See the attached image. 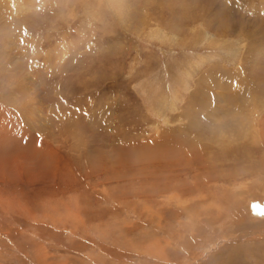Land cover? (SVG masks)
<instances>
[{
  "label": "rangeland",
  "instance_id": "rangeland-1",
  "mask_svg": "<svg viewBox=\"0 0 264 264\" xmlns=\"http://www.w3.org/2000/svg\"><path fill=\"white\" fill-rule=\"evenodd\" d=\"M229 258L264 264V0H0V264Z\"/></svg>",
  "mask_w": 264,
  "mask_h": 264
},
{
  "label": "bare ground",
  "instance_id": "bare-ground-1",
  "mask_svg": "<svg viewBox=\"0 0 264 264\" xmlns=\"http://www.w3.org/2000/svg\"><path fill=\"white\" fill-rule=\"evenodd\" d=\"M27 112H28V111H27ZM17 147H18V146H17ZM16 151H17V150H16ZM9 170H10V169H9ZM12 170H13V169H12ZM3 172H4V171H3ZM10 172H11V171H10ZM8 173H9V172H8ZM11 176H12V175H11ZM16 210H17V209H16ZM230 257H231V256H230ZM232 257H233V256H232ZM235 257H236V256H234V258H235ZM229 259H230V258H229ZM229 259H228V260H229ZM239 259H240V258H239ZM230 260H231V259H230ZM227 262H228V261H227ZM231 263H232V264H237V263L233 262V260H231Z\"/></svg>",
  "mask_w": 264,
  "mask_h": 264
}]
</instances>
